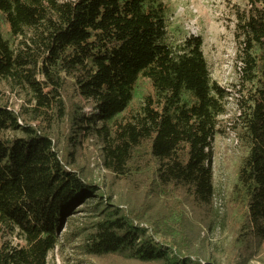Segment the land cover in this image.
<instances>
[{
  "label": "trees",
  "instance_id": "obj_1",
  "mask_svg": "<svg viewBox=\"0 0 264 264\" xmlns=\"http://www.w3.org/2000/svg\"><path fill=\"white\" fill-rule=\"evenodd\" d=\"M243 1L233 6L235 64L253 90L225 128L246 151L229 264L264 252V0ZM167 12L162 0H0L11 39L0 28V228L24 244L0 237V264H47L72 215L103 201L79 161L88 143L134 200H106L71 241L85 235L93 259L210 264L197 248L214 223L212 141L225 133V92L211 81L201 36L164 43ZM140 79L151 94L132 111ZM5 91L20 98L17 111Z\"/></svg>",
  "mask_w": 264,
  "mask_h": 264
},
{
  "label": "rangeland",
  "instance_id": "obj_2",
  "mask_svg": "<svg viewBox=\"0 0 264 264\" xmlns=\"http://www.w3.org/2000/svg\"><path fill=\"white\" fill-rule=\"evenodd\" d=\"M168 6L166 15V37L164 43L177 48L188 36H201L203 55L207 63L210 78L225 92L222 100L224 114L219 117V131H225L236 120L241 100H246L253 86L242 80L240 65L235 64L237 46L235 45V19L233 6L244 9L243 0H162ZM0 28L5 40H10L6 24L0 21ZM8 91H5L6 94ZM151 94L148 81L140 79L133 94L130 110H136L144 97ZM14 110H18L21 101L13 94H8ZM90 110L87 109L88 113ZM234 137V139H233ZM236 140V142H235ZM212 170L214 201L211 210L213 228H202L198 243V258L209 259L210 264H229L232 258L231 244L234 232L239 224L241 210L232 205L233 187L236 184L237 169L246 156L245 148L237 140L235 132L227 129L224 134L217 133L212 141ZM81 165H87L92 180L100 189H104L103 201H85L84 205L72 215L73 222L64 225L65 236L61 237L56 249L48 255L47 264H137L119 258L93 259L85 253V235L71 241L76 228H88L97 219L100 209L108 199L110 206L120 204L131 207L134 195L124 191L123 183H112L111 178L101 168L99 148L85 144L79 153ZM100 195V193H98ZM101 196V195H100ZM97 197V195L95 196ZM107 200V201H106ZM101 202H103L101 204ZM109 208H112L110 207ZM96 208V210H95ZM190 209H186L192 220ZM146 213V212H145ZM194 222V220H193ZM197 224L196 222H194ZM3 229V228H2ZM0 228V237L12 246H24L17 236ZM199 229V228H198ZM79 230V229H78ZM158 240V239H157ZM248 264H264V252L260 258Z\"/></svg>",
  "mask_w": 264,
  "mask_h": 264
},
{
  "label": "built area",
  "instance_id": "obj_3",
  "mask_svg": "<svg viewBox=\"0 0 264 264\" xmlns=\"http://www.w3.org/2000/svg\"><path fill=\"white\" fill-rule=\"evenodd\" d=\"M233 139H234V137H233ZM235 142H236V140H235Z\"/></svg>",
  "mask_w": 264,
  "mask_h": 264
}]
</instances>
